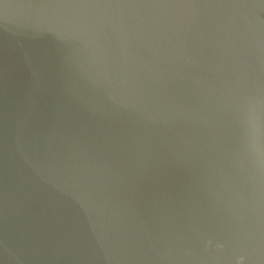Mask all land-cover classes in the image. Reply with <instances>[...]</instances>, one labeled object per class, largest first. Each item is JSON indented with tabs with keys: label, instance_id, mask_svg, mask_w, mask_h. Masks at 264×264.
Returning a JSON list of instances; mask_svg holds the SVG:
<instances>
[{
	"label": "water",
	"instance_id": "95a60500",
	"mask_svg": "<svg viewBox=\"0 0 264 264\" xmlns=\"http://www.w3.org/2000/svg\"><path fill=\"white\" fill-rule=\"evenodd\" d=\"M0 264H264V0H0Z\"/></svg>",
	"mask_w": 264,
	"mask_h": 264
}]
</instances>
